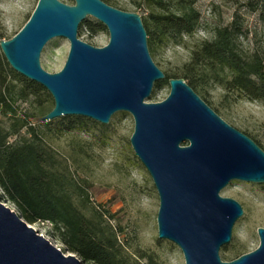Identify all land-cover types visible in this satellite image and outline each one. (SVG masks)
Listing matches in <instances>:
<instances>
[{
  "label": "water",
  "instance_id": "95a60500",
  "mask_svg": "<svg viewBox=\"0 0 264 264\" xmlns=\"http://www.w3.org/2000/svg\"><path fill=\"white\" fill-rule=\"evenodd\" d=\"M38 0L28 21L0 50L10 68L41 86L53 109L32 120L43 124L83 117L107 125L118 112L134 121L131 147L148 171L159 198L158 238L176 245L185 264H264V229L259 246L230 262L220 250L232 240L241 205L221 196L233 181L264 185V151L228 125L183 79L168 81V97L146 103L165 75L154 64L138 13L101 0ZM87 17L101 23L109 41L101 48L78 38ZM55 38L69 42L62 69H42L41 53ZM0 264H83L0 202Z\"/></svg>",
  "mask_w": 264,
  "mask_h": 264
},
{
  "label": "rangeland",
  "instance_id": "374dc122",
  "mask_svg": "<svg viewBox=\"0 0 264 264\" xmlns=\"http://www.w3.org/2000/svg\"><path fill=\"white\" fill-rule=\"evenodd\" d=\"M73 5V0H59ZM116 9L138 13L146 17L151 11L160 13L146 0H110ZM199 14V25L191 36L177 40L164 39L149 49L154 64L165 76H180L190 61L191 53L203 42L214 39V31L238 22L237 44L248 57L258 55L264 61V0H191ZM38 0H0V40H9L25 25ZM114 4V5H112ZM90 27H96L94 31ZM79 40L96 48L107 45V29L92 17H87L78 30ZM69 42L55 38L41 53L40 64L50 74L59 72L67 59ZM10 66L0 50V71L13 85H26L24 77L9 73ZM14 74L16 72H13ZM223 77V76H221ZM170 92L168 81H157L146 103L164 101ZM38 91L39 99L30 96L21 102V111L37 112L43 102L53 109L51 96ZM204 97H199L228 125L252 139L264 151V101L250 99L243 92L228 87L225 82L209 80L203 86ZM64 118L53 120L41 129V136L57 159L56 175L61 177L65 193L72 204L86 218L97 224L115 242L118 257L126 264H185L179 248L160 240L157 231L159 198L153 181L135 155L130 138L134 131L132 116L118 112L107 125L80 117L70 131H58ZM8 124L0 117V124ZM27 137L25 131L11 141ZM221 196L238 202L243 216L235 223L231 242L221 248L220 258L230 262L248 254L259 246L257 230L264 229V185L233 181ZM0 202L18 213L14 204L7 202L0 188ZM101 215V216H100ZM27 225L31 222L22 219ZM39 235L49 240L64 255L69 252L59 241L50 223H35Z\"/></svg>",
  "mask_w": 264,
  "mask_h": 264
},
{
  "label": "trees",
  "instance_id": "16d2710c",
  "mask_svg": "<svg viewBox=\"0 0 264 264\" xmlns=\"http://www.w3.org/2000/svg\"><path fill=\"white\" fill-rule=\"evenodd\" d=\"M101 1L107 5L112 3L110 0ZM146 2L160 12L151 11L146 17L141 15L149 49H154L164 39L177 40L184 35L191 36L199 25L200 17L193 8L194 1ZM95 28L90 27V30L94 31ZM239 30L236 21L228 27L216 29L212 41L201 43L191 53L190 61L180 76L173 74L165 76V79H183L202 97L203 86L209 80L224 81L228 87L243 92L250 99L264 101V61L258 55L246 57L241 53L237 44ZM8 72L16 78L22 77L14 74L11 68ZM6 78L0 71V117L8 124L7 128L0 124V188L6 201L15 205L21 219L34 224L50 223L61 244L83 264H126L119 259L110 235L86 219L72 204L60 182L61 177L54 172L57 159L41 136V129L49 127L54 121L43 124L32 122L50 110L40 102L37 112L21 111V102L28 101L30 96L39 99L38 91L45 90L30 81L20 88ZM80 119H61L58 131L72 130L76 120ZM22 131L27 137L11 141Z\"/></svg>",
  "mask_w": 264,
  "mask_h": 264
},
{
  "label": "bare ground",
  "instance_id": "6f19581e",
  "mask_svg": "<svg viewBox=\"0 0 264 264\" xmlns=\"http://www.w3.org/2000/svg\"><path fill=\"white\" fill-rule=\"evenodd\" d=\"M29 226L32 227L33 229L39 231V229H37V228L35 227V224H34V223H31Z\"/></svg>",
  "mask_w": 264,
  "mask_h": 264
}]
</instances>
